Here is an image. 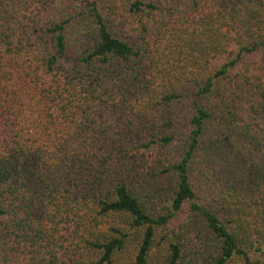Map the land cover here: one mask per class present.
<instances>
[{
	"label": "trees",
	"instance_id": "16d2710c",
	"mask_svg": "<svg viewBox=\"0 0 264 264\" xmlns=\"http://www.w3.org/2000/svg\"><path fill=\"white\" fill-rule=\"evenodd\" d=\"M0 264H264V0H0Z\"/></svg>",
	"mask_w": 264,
	"mask_h": 264
}]
</instances>
